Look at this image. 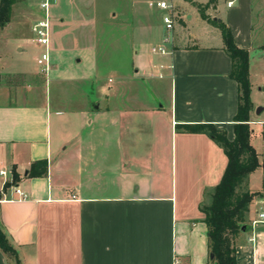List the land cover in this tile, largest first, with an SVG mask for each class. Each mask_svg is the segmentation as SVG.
<instances>
[{"label":"crops","instance_id":"0c3cea01","mask_svg":"<svg viewBox=\"0 0 264 264\" xmlns=\"http://www.w3.org/2000/svg\"><path fill=\"white\" fill-rule=\"evenodd\" d=\"M59 1L50 3L47 72L38 55L28 59L34 22L11 17L0 27V168L9 170L0 224L18 262L213 264L200 204L227 156L186 126L213 123L233 138L238 84L210 18L248 50L250 69V52L264 47V0H167L168 41L156 0H116L102 17L86 0ZM159 44L165 52L152 49ZM249 79L260 164L234 254L235 264H264V76L259 84L249 70ZM41 160L44 171L32 167ZM7 262L17 264L0 250Z\"/></svg>","mask_w":264,"mask_h":264},{"label":"trees","instance_id":"16d2710c","mask_svg":"<svg viewBox=\"0 0 264 264\" xmlns=\"http://www.w3.org/2000/svg\"><path fill=\"white\" fill-rule=\"evenodd\" d=\"M16 1L0 0V27L10 20L12 7ZM210 20L221 29L225 49L232 59L230 75L238 84L237 110L233 116L234 136L232 139L228 138L225 130L217 128L213 123H197L186 127L193 131L206 132L223 148L227 156V163L219 182L208 192L209 199L201 203L200 208L205 214L209 252L213 253L211 262L235 264V236L241 231L249 204L257 193L250 189L240 190V185L260 164L259 154L251 143L253 130L248 122L249 110L252 107L249 52L235 42L227 24L217 19L210 18ZM36 164H41V170H45V160L33 162L32 167ZM14 175L16 177L15 173ZM0 250L7 256H14L16 263L20 264L16 249L2 224H0Z\"/></svg>","mask_w":264,"mask_h":264},{"label":"rangeland","instance_id":"374dc122","mask_svg":"<svg viewBox=\"0 0 264 264\" xmlns=\"http://www.w3.org/2000/svg\"><path fill=\"white\" fill-rule=\"evenodd\" d=\"M116 3H117L116 0H86V4L89 5V7L92 6L93 8L94 7L97 8V13L100 17H102V15L106 13L107 10L113 5H115ZM59 4H57L56 6L63 7L66 5L65 2L61 0L59 1ZM51 6L52 5H50L48 8L49 19L51 18V12H52ZM41 15H42V12L38 6V0H17L13 4L12 11H11V17L23 18L24 21L29 19L32 23L36 19H38ZM106 32L107 30H105L104 33L106 34ZM42 49L43 47L37 45L36 43L31 44V46L27 49V55L29 56L28 59L32 61L33 56L34 55L39 56ZM249 70L251 72V75L253 76V79L256 82H259L260 84L264 76V47L262 49L260 48L253 49V51L250 52V69ZM255 88H258V85H255ZM255 88L253 90H257ZM250 90H251V86H250ZM258 93H259L258 98L260 102L262 103L260 105H264V91H259L258 89L257 94ZM248 178H249V175H248ZM248 178L245 181H243V183L240 185V190L249 189L248 188Z\"/></svg>","mask_w":264,"mask_h":264},{"label":"built area","instance_id":"2783aa9c","mask_svg":"<svg viewBox=\"0 0 264 264\" xmlns=\"http://www.w3.org/2000/svg\"><path fill=\"white\" fill-rule=\"evenodd\" d=\"M150 1L149 3H152ZM155 4L161 8H165L167 11L163 14V23L167 30V34L164 36V41H168L170 39V32L173 28L174 23V13H173V5L167 0H156ZM51 3V0H38V6L42 12V15L36 19L33 23V31H34V40L39 46H42L43 49L40 55L37 57V62L42 66L43 71L47 72L50 68L49 62V43H50V19L48 16V8ZM153 50H158L161 52H165L166 48L163 44H159L157 46L152 47ZM259 122H263V119L258 120ZM9 170L5 168H0V176H3L6 179L7 173ZM14 191L18 194L19 198H25L27 196L26 192L15 186ZM259 217L264 219V210L259 212Z\"/></svg>","mask_w":264,"mask_h":264},{"label":"water","instance_id":"95a60500","mask_svg":"<svg viewBox=\"0 0 264 264\" xmlns=\"http://www.w3.org/2000/svg\"><path fill=\"white\" fill-rule=\"evenodd\" d=\"M263 108H264L263 105L258 106V107L256 108V112L259 113L260 110H262ZM210 256H213V253H210Z\"/></svg>","mask_w":264,"mask_h":264}]
</instances>
